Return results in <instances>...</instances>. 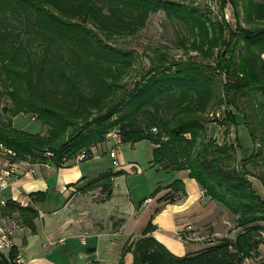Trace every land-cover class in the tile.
Here are the masks:
<instances>
[{"label": "trees", "instance_id": "16d2710c", "mask_svg": "<svg viewBox=\"0 0 264 264\" xmlns=\"http://www.w3.org/2000/svg\"><path fill=\"white\" fill-rule=\"evenodd\" d=\"M217 3L219 13L213 17L190 0H0V96L11 100L3 107L7 117L0 114V139L18 157L60 167L63 158L73 159L82 150L87 154L82 160L91 158V149L113 129L122 142L146 139L153 145V165L187 170L241 227L234 238L223 236L195 253L176 256L146 236L155 228L150 219L133 244L132 264H242L264 243V199L248 178V166L261 165L255 176L264 187V1ZM227 3L234 27L224 17ZM160 10L185 26L196 54L175 60L157 50L151 66L128 89L123 77L132 67L131 51L110 41L135 34ZM6 17L14 21L4 23ZM217 84L222 96L216 98ZM215 103L223 105V116L209 118L206 113ZM19 113L35 114L48 127L47 135L13 127L11 117ZM237 113L255 145L239 160L232 142H218L206 128L215 121L228 133ZM255 119L259 134L251 126ZM47 151L50 158L43 156ZM118 174H101L92 183L108 197ZM168 187L183 190L179 179ZM6 210L16 211L28 225L37 215L33 207L9 200ZM15 255L12 247L9 256Z\"/></svg>", "mask_w": 264, "mask_h": 264}, {"label": "crops", "instance_id": "0c3cea01", "mask_svg": "<svg viewBox=\"0 0 264 264\" xmlns=\"http://www.w3.org/2000/svg\"><path fill=\"white\" fill-rule=\"evenodd\" d=\"M112 148L115 151L116 145ZM110 150L106 140L98 144L96 155L91 158L78 162L71 159L60 167L39 164L33 174H18L10 179L4 196L19 206L37 210L28 225L16 211L6 210V205L0 207V217L5 220L16 217L22 226L13 235L15 252L25 259L21 264H119L120 259L123 264H132L133 244L143 237L142 232L150 219L155 228L146 236L156 238L172 254L183 256L201 249L196 243L181 239L178 233L209 221L216 201L205 195L187 170L167 171L150 161L158 174L164 172L172 178L159 185L154 197H160L158 202L148 196L136 206L127 201L131 193L126 182L118 180V175L124 176L122 174L129 171L120 164L116 153H109ZM108 155L111 161L105 159ZM108 172L119 174L112 177L110 195L106 197L107 192L92 180ZM248 177L264 199L260 180L254 175ZM173 178L182 181V191H172L168 187V183L176 180ZM262 234L264 237L263 230ZM226 236L235 237L229 233ZM10 250L5 253L9 254ZM242 264H264V243Z\"/></svg>", "mask_w": 264, "mask_h": 264}, {"label": "rangeland", "instance_id": "374dc122", "mask_svg": "<svg viewBox=\"0 0 264 264\" xmlns=\"http://www.w3.org/2000/svg\"><path fill=\"white\" fill-rule=\"evenodd\" d=\"M190 1H193L195 4H200L203 10L210 12L211 16L213 17L219 13V4L217 3V0ZM223 13L227 22L231 25V27H234L235 18L233 14V8L230 3L226 4ZM13 21L14 20L7 17L3 20L4 23H12ZM110 42L119 50L131 51L132 67L123 77V81L126 82L128 89H131L133 87L134 81L139 80L140 76L144 74V72H146V70L151 66L150 59L154 57L157 50L167 51L168 58L175 60L180 58L185 59L189 55L193 56L196 54L195 51L189 48L190 39L185 26L175 19H168L161 10L151 13L145 24L139 28L135 34L127 36H114ZM33 48L35 49V45ZM260 56L264 60V51L260 54ZM198 59H200V57H198ZM216 78H219V76ZM215 95L216 98L218 95L222 96L221 87H219V84H217ZM10 104L11 100L6 95H4V93L1 94L0 114L7 117L3 112V107H6ZM215 105L216 103L211 108L213 110L215 109L214 111L212 110L206 113L209 118H219L223 116V105ZM236 116L235 123H231L229 125L228 133L224 131L223 125H219L215 121L207 122L206 128L208 136L215 138L218 142H221L222 140L232 142L236 146L235 159L239 160L241 158L248 157L254 150L255 145L253 144L251 137L245 127L242 114L237 113ZM257 121L258 119H255L251 123V126H255L257 133L259 134L261 132V128L258 127ZM11 122L12 126L15 128H20L23 130L27 129L26 131L32 133L38 131L43 135H47L48 127L42 125L35 114L19 113L16 116L11 117ZM152 131L156 132V129L154 130V128H152ZM236 135L237 140H235ZM105 141L98 144H104ZM98 144L96 145L98 146ZM115 145L116 158L120 164H123V167L129 171L127 174H122L124 176L118 175V180H121L122 182L125 181L128 192L131 193V196L128 197L127 201L130 200L134 202L136 206H138V203L140 201L142 202L145 197H156L155 195L159 189V185L163 184L164 180L166 181L167 179H171L172 176H168L164 172H162V174H158L157 169H155L153 166V168L151 167L150 161L152 158V146L150 141L143 139L136 142H122L119 135L117 138L109 137L108 150ZM108 158L109 155L105 157L106 160H108ZM71 159H69V161H72ZM131 167L132 169H130ZM248 168L250 173L254 176L261 173L262 171V167L259 164L254 168L252 166H248ZM174 177L177 178L178 175L176 174ZM97 197L98 199L101 198L99 196ZM159 198V196L156 199L154 198V202H158ZM215 203L216 207H214L213 214L209 221H205L204 224L200 225L199 227H195L193 230H182L178 233V236L188 242L196 243L197 247L203 248L212 242H216L217 239L226 236L228 233L230 236H235L239 231H241V227H237L235 225V215L229 212L228 209H226V207L222 206L220 203ZM158 211L159 210L156 212ZM144 215H146V213H144ZM152 223H154L153 220ZM260 226V229L264 232V223H260ZM189 232H193V234L190 235ZM189 238H194L195 241H191Z\"/></svg>", "mask_w": 264, "mask_h": 264}, {"label": "built area", "instance_id": "2783aa9c", "mask_svg": "<svg viewBox=\"0 0 264 264\" xmlns=\"http://www.w3.org/2000/svg\"><path fill=\"white\" fill-rule=\"evenodd\" d=\"M155 130V128H154ZM119 132L117 130H111L106 134V140L109 137L117 138ZM96 148H92L93 156L96 155ZM111 155L115 154L113 148L109 151ZM52 152H45L43 156L50 158ZM85 150H82L76 154L73 158L74 161H81L86 156ZM69 160L62 159L61 166L65 165ZM52 166L49 162L33 161L30 158L18 157L16 151L0 139V207L3 203H6L8 199L4 196V190L9 186L11 178L18 176V174H33L37 165ZM114 164H117L114 161ZM20 222L15 217V223H8L4 218L0 217V259H5L7 264H21L25 261L24 257L16 254L14 257H10L6 251H9L13 247V235L15 231L21 228Z\"/></svg>", "mask_w": 264, "mask_h": 264}, {"label": "bare ground", "instance_id": "6f19581e", "mask_svg": "<svg viewBox=\"0 0 264 264\" xmlns=\"http://www.w3.org/2000/svg\"><path fill=\"white\" fill-rule=\"evenodd\" d=\"M6 205V203H3V205L2 206H5ZM5 221H7L8 223H15V218H8L7 220H5Z\"/></svg>", "mask_w": 264, "mask_h": 264}]
</instances>
